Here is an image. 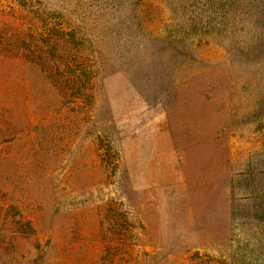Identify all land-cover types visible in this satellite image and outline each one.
<instances>
[{
	"label": "rangeland",
	"instance_id": "rangeland-1",
	"mask_svg": "<svg viewBox=\"0 0 264 264\" xmlns=\"http://www.w3.org/2000/svg\"><path fill=\"white\" fill-rule=\"evenodd\" d=\"M24 3L43 34L6 53L22 7L0 0V264H221L264 240V0Z\"/></svg>",
	"mask_w": 264,
	"mask_h": 264
},
{
	"label": "trees",
	"instance_id": "trees-1",
	"mask_svg": "<svg viewBox=\"0 0 264 264\" xmlns=\"http://www.w3.org/2000/svg\"><path fill=\"white\" fill-rule=\"evenodd\" d=\"M22 10L20 13H17L22 19L20 20V23L18 24V30L11 31L9 34L12 33V35L8 37L6 42L3 43V46L1 50H3L6 53L12 52V50H9L11 47V43L16 42L18 48L19 43L20 46L23 45L24 38L26 36L33 38L37 40L38 37H41L43 32L41 31V24L43 23V20H40L36 16V11H34L31 7L29 8L28 4L24 3V0H18ZM31 1V0H30ZM31 3V2H30ZM35 6H40L41 2L35 1L33 2ZM261 4L258 6L260 9L262 8ZM258 11V8H257ZM62 21V20H60ZM59 21V27L58 31H56V38L51 37L50 45L51 49L55 52H57V44L65 43L69 44V41L66 40L67 37H70L69 39H73V35L71 32H67L62 30L61 27H63V22ZM258 33H260V28H257ZM58 32H60L58 34ZM53 36V34H51ZM260 36V35H259ZM254 49H259V43H256L253 46ZM248 50H252L251 47ZM19 51V52H18ZM17 53H22V48L20 50H17ZM46 54V51L44 52ZM251 53V52H249ZM254 53V52H252ZM43 64L49 63L48 59L44 58ZM232 205H230L231 208ZM233 210V206L231 208ZM252 238H248L247 240H244L242 242H237V244L230 250L228 256L223 257V260L220 261L221 264H264V240L261 238V236L258 235L256 231L253 232ZM151 262L155 261L154 257L152 256L150 258ZM212 261L219 262V259L211 258Z\"/></svg>",
	"mask_w": 264,
	"mask_h": 264
}]
</instances>
